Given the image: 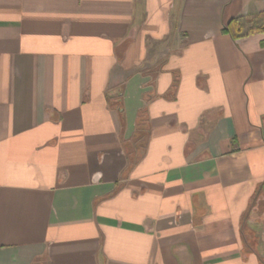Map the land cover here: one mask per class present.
I'll return each mask as SVG.
<instances>
[{"label": "crops", "instance_id": "obj_1", "mask_svg": "<svg viewBox=\"0 0 264 264\" xmlns=\"http://www.w3.org/2000/svg\"><path fill=\"white\" fill-rule=\"evenodd\" d=\"M261 13L0 0V264H264Z\"/></svg>", "mask_w": 264, "mask_h": 264}, {"label": "trees", "instance_id": "obj_2", "mask_svg": "<svg viewBox=\"0 0 264 264\" xmlns=\"http://www.w3.org/2000/svg\"><path fill=\"white\" fill-rule=\"evenodd\" d=\"M223 32L229 34L232 38H237L239 36H247L257 32H264V13L256 15L251 18H238V19H231L227 22V24L223 28ZM176 79L173 82L172 88L170 93L173 94L176 88ZM120 97V96H119ZM118 98V97H117ZM112 106L117 110L120 116L121 122L123 121V113H122V105L120 98L116 99ZM147 127L145 111H141L138 116L137 126H136V134L140 136L145 132ZM135 141L139 139H134ZM129 166L128 169L130 170L133 164L138 161L139 156L131 157L129 156Z\"/></svg>", "mask_w": 264, "mask_h": 264}, {"label": "rangeland", "instance_id": "obj_3", "mask_svg": "<svg viewBox=\"0 0 264 264\" xmlns=\"http://www.w3.org/2000/svg\"><path fill=\"white\" fill-rule=\"evenodd\" d=\"M40 264H46L45 262H43V261H40Z\"/></svg>", "mask_w": 264, "mask_h": 264}]
</instances>
